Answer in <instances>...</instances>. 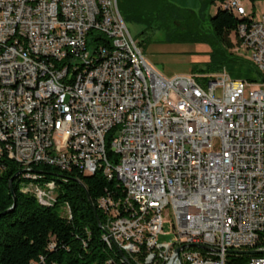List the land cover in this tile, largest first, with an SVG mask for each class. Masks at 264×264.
I'll use <instances>...</instances> for the list:
<instances>
[{
	"label": "built area",
	"instance_id": "obj_1",
	"mask_svg": "<svg viewBox=\"0 0 264 264\" xmlns=\"http://www.w3.org/2000/svg\"><path fill=\"white\" fill-rule=\"evenodd\" d=\"M243 1L219 0L247 19L231 51L264 87V15L253 20ZM252 82L224 68L163 77L116 0H0V160L20 166L31 180L20 191L43 206L55 186L34 182L31 166L114 178L121 195L96 207L102 241L125 264H225L229 251H264V90ZM163 216L169 245L156 240Z\"/></svg>",
	"mask_w": 264,
	"mask_h": 264
},
{
	"label": "trees",
	"instance_id": "obj_2",
	"mask_svg": "<svg viewBox=\"0 0 264 264\" xmlns=\"http://www.w3.org/2000/svg\"><path fill=\"white\" fill-rule=\"evenodd\" d=\"M212 1L198 0L195 11L179 8L166 0H123L117 8L126 20L155 26L168 43L206 46L207 60L200 71L216 73L228 64L248 63L231 51L233 43L229 40L236 25L247 19H239L220 5L212 16H206L201 7ZM254 74L258 76L255 70ZM108 157L115 160L112 155ZM30 170L42 176L34 182L54 183V202L43 206L31 193L21 192V185L31 180L22 176L18 164L0 160V264H125L102 241L97 226V222L103 225L104 216L97 209L96 201L106 194L121 195L114 178L107 180L100 171L85 176L77 171L59 172L44 165L31 166ZM17 172L20 174L11 182V194L8 180ZM248 258L228 254L225 264H242Z\"/></svg>",
	"mask_w": 264,
	"mask_h": 264
},
{
	"label": "rangeland",
	"instance_id": "obj_3",
	"mask_svg": "<svg viewBox=\"0 0 264 264\" xmlns=\"http://www.w3.org/2000/svg\"><path fill=\"white\" fill-rule=\"evenodd\" d=\"M120 3L123 4V0H118V3L116 1V5L119 4L120 6ZM218 5H220L219 0H213L207 6H202L201 10H205L206 16H212ZM244 7L250 13L253 20L257 21L264 15V0H245ZM117 9L130 37L137 43L143 59L163 77L170 78L175 75L205 74L200 70L204 68V62L207 60V56L205 55L207 51L206 46L187 43H168L164 40L163 32L155 26L147 27L144 24L133 22L130 19L126 20L123 18L122 11L119 8ZM229 40L231 43L234 41L231 36ZM240 52L244 53L243 50ZM225 71L232 79H254V82L251 83L252 85H256L254 88L264 90V87L259 85L260 82L256 81L254 68L249 63L240 62L228 64ZM254 88L252 86H245L244 96ZM216 149L217 144L214 141L213 150ZM162 219L161 235H158L156 240L158 244L169 245L174 240L171 219L169 216H163Z\"/></svg>",
	"mask_w": 264,
	"mask_h": 264
},
{
	"label": "water",
	"instance_id": "obj_4",
	"mask_svg": "<svg viewBox=\"0 0 264 264\" xmlns=\"http://www.w3.org/2000/svg\"><path fill=\"white\" fill-rule=\"evenodd\" d=\"M167 2L182 8V9H189V10H197L199 7L198 0H166ZM23 172V171H22ZM20 174V172H17L14 174L9 180H8V190L12 194V187H11V182ZM87 197V196H86ZM87 201L89 206L91 207L92 211L95 213L94 207L91 203V201L87 197ZM95 215V214H94ZM97 226L100 228V225L97 222ZM192 247L199 248V249H205L203 246H197V245H192ZM229 253L232 254H238V255H264V251H258V250H250V251H229Z\"/></svg>",
	"mask_w": 264,
	"mask_h": 264
},
{
	"label": "crops",
	"instance_id": "obj_5",
	"mask_svg": "<svg viewBox=\"0 0 264 264\" xmlns=\"http://www.w3.org/2000/svg\"><path fill=\"white\" fill-rule=\"evenodd\" d=\"M250 1H252V0H250ZM244 3H245V0L243 1V5H244ZM252 4V3H251ZM245 8V7H244ZM233 79H235V78H233Z\"/></svg>",
	"mask_w": 264,
	"mask_h": 264
}]
</instances>
